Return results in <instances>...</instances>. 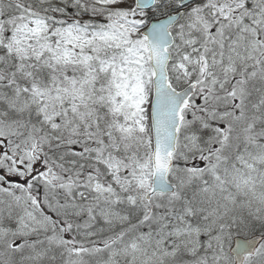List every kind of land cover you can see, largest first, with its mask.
Instances as JSON below:
<instances>
[{"label":"snow or ice","instance_id":"6c2138e0","mask_svg":"<svg viewBox=\"0 0 264 264\" xmlns=\"http://www.w3.org/2000/svg\"><path fill=\"white\" fill-rule=\"evenodd\" d=\"M0 264H264V0H0Z\"/></svg>","mask_w":264,"mask_h":264}]
</instances>
